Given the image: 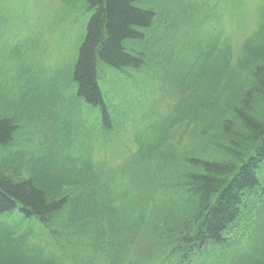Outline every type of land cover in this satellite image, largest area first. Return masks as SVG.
Wrapping results in <instances>:
<instances>
[{"label":"trees","instance_id":"obj_1","mask_svg":"<svg viewBox=\"0 0 264 264\" xmlns=\"http://www.w3.org/2000/svg\"><path fill=\"white\" fill-rule=\"evenodd\" d=\"M60 1L91 13L70 67L0 23V264H264V1L237 51L230 0H172L174 31L147 0Z\"/></svg>","mask_w":264,"mask_h":264},{"label":"rangeland","instance_id":"obj_2","mask_svg":"<svg viewBox=\"0 0 264 264\" xmlns=\"http://www.w3.org/2000/svg\"><path fill=\"white\" fill-rule=\"evenodd\" d=\"M147 1L158 11L160 23L163 20L164 23L161 24L168 26L170 31H174L171 27L172 24L177 23V21L183 23L186 20L184 18V8H180L179 4H173L172 0ZM230 1L234 2L235 0ZM263 1L249 0L246 3L239 4L232 19L229 20L228 28L233 36L236 51L240 47V42L243 39V34L239 32L246 31L248 34L253 30L257 20L258 8ZM217 4H224V0H210L205 10L212 18L218 16L222 10L216 7ZM0 5L5 11L7 8H10L12 10L10 13L14 16L10 19V15H6L0 10V23L3 26L7 25V36L5 39L11 42L15 39L21 27L20 25H22L20 20H16L17 14H26L29 31L32 33L40 31L47 32L43 36V41L46 45L47 56L50 57L52 65L56 66L58 62V66L60 67H70V61L82 42L91 18V13L85 10L83 4L80 3L76 9H71L62 4L60 0H0ZM1 17H7L8 19L1 21ZM184 30L187 29L184 28ZM175 70V68H170V75ZM171 93L172 89L170 87L165 94L167 101L171 100ZM128 137L129 142H131V133L128 134ZM114 154L115 157L111 158L115 162L120 161L124 156L123 153L119 154L118 150Z\"/></svg>","mask_w":264,"mask_h":264},{"label":"bare ground","instance_id":"obj_3","mask_svg":"<svg viewBox=\"0 0 264 264\" xmlns=\"http://www.w3.org/2000/svg\"><path fill=\"white\" fill-rule=\"evenodd\" d=\"M45 47H46V45L44 44V43H40V51H44V49H45ZM10 50L11 49H9L8 50V53L10 52ZM76 54V53H75ZM75 56V55H74ZM45 58V62L47 63V64H49V65H51V61H50V59H48V58H46V57H44ZM5 60H7L8 59V57L7 56H5V58H4ZM27 63L26 64H29V61H26ZM112 93H115V92H112ZM112 102H113V100H112ZM114 103V102H113ZM100 109H101V107H99ZM35 135V134H34ZM34 137V136H33Z\"/></svg>","mask_w":264,"mask_h":264}]
</instances>
